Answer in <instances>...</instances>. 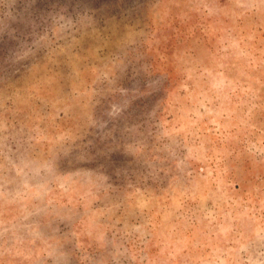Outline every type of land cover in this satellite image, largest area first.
<instances>
[{"label": "rangeland", "instance_id": "374dc122", "mask_svg": "<svg viewBox=\"0 0 264 264\" xmlns=\"http://www.w3.org/2000/svg\"><path fill=\"white\" fill-rule=\"evenodd\" d=\"M0 264H264V0H0Z\"/></svg>", "mask_w": 264, "mask_h": 264}]
</instances>
